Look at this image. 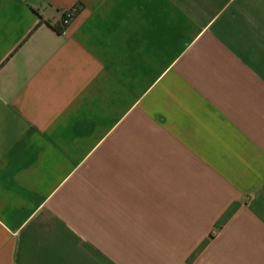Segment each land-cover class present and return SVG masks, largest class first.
<instances>
[{"label":"crops","instance_id":"obj_1","mask_svg":"<svg viewBox=\"0 0 264 264\" xmlns=\"http://www.w3.org/2000/svg\"><path fill=\"white\" fill-rule=\"evenodd\" d=\"M0 264H264V0H0Z\"/></svg>","mask_w":264,"mask_h":264},{"label":"built area","instance_id":"obj_2","mask_svg":"<svg viewBox=\"0 0 264 264\" xmlns=\"http://www.w3.org/2000/svg\"><path fill=\"white\" fill-rule=\"evenodd\" d=\"M76 9L75 8H70L67 10H64L61 14V19L60 22L63 24V26H67L71 20L74 18V16L76 15Z\"/></svg>","mask_w":264,"mask_h":264},{"label":"trees","instance_id":"obj_3","mask_svg":"<svg viewBox=\"0 0 264 264\" xmlns=\"http://www.w3.org/2000/svg\"><path fill=\"white\" fill-rule=\"evenodd\" d=\"M54 29L58 32H62L64 29V26L61 22L54 24Z\"/></svg>","mask_w":264,"mask_h":264}]
</instances>
